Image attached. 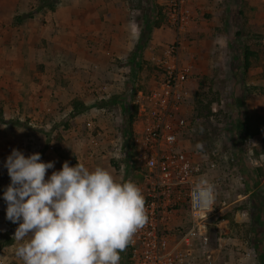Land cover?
Wrapping results in <instances>:
<instances>
[{
	"label": "rangeland",
	"instance_id": "1",
	"mask_svg": "<svg viewBox=\"0 0 264 264\" xmlns=\"http://www.w3.org/2000/svg\"><path fill=\"white\" fill-rule=\"evenodd\" d=\"M120 1L127 8V11L119 10V15L127 18L120 21L123 31L130 27L132 33L138 34L134 50L145 30L149 33L148 39L140 54L133 51V55L131 53L123 58L108 53L104 64L109 74L108 71H98L95 75H85V99H89L90 105L86 106L80 130L88 157L110 165L118 180L130 171L127 169V174L120 171L124 156L116 150L117 141L125 144L138 140L142 130L141 103L158 86L160 70L157 64L160 59L163 60L164 50L176 39L164 13L165 0ZM63 2L0 0V29L4 28L3 34H8L10 38L16 37L21 30V22L30 24L31 19L55 11ZM152 4H155L154 8ZM186 4L190 8L189 24L177 36V43L180 63L190 70L183 112L190 115L193 131L180 144L190 158L203 168L198 181L202 177L208 179L215 184L217 192L214 210L207 217L210 263L199 257L195 264H259L264 248L259 246L262 251L254 243L262 241L264 246V148L257 150L252 138L243 142V130L240 128L243 108L240 101L245 99L241 94L248 97L253 93L259 98L264 95V87L245 85L252 76L264 77V0H186ZM88 27L87 31L91 32L87 33V49L89 53L98 55L96 45L100 39L95 37L99 32L97 25L91 22ZM152 34L153 38L161 37L150 42ZM246 50L253 53L247 70L243 62ZM112 74L116 78H112ZM74 107L77 110L81 108ZM1 113L0 108V118H3ZM19 114L8 119L7 124L0 120L3 126L0 127V146L8 136L15 140L17 149H30L31 145L24 140L22 131L40 132L38 129L43 126L42 134H45V124ZM54 124L56 131H66L73 125L67 120ZM53 139H58L57 135L50 137V140ZM42 140L41 145L48 146L47 138ZM198 142L203 143V152L196 150ZM123 144L118 143V146ZM55 150V145L49 146L50 152ZM209 163L215 166L210 168ZM1 171L0 245H3L5 240H14L12 235L15 232L11 231L9 237L2 230L19 225L6 219L7 205L3 192L10 178ZM240 195L246 199L241 201ZM256 208L262 212L260 224L251 214ZM126 253V250L121 253L120 264H128Z\"/></svg>",
	"mask_w": 264,
	"mask_h": 264
},
{
	"label": "crops",
	"instance_id": "2",
	"mask_svg": "<svg viewBox=\"0 0 264 264\" xmlns=\"http://www.w3.org/2000/svg\"><path fill=\"white\" fill-rule=\"evenodd\" d=\"M154 5L152 4L153 8ZM123 9L127 11L125 4L120 0H64L55 11L34 17L30 24L27 21L21 22V30L17 32L16 37H12L13 39L8 34H3L4 28L0 29V108L3 116L0 120L7 124L8 119L20 113L46 125L45 134H42L43 126L38 129L40 132L22 131L24 140L31 148L20 149L25 156L40 153L42 162H54V167L47 170L45 179L53 172L61 170L65 161L69 166L80 162L89 169L101 166L112 172L111 166L106 162L88 157L80 130L84 121L82 118L85 116L82 106L85 108L90 105L89 99H85V75H95L98 71L107 73L108 68L104 63L108 53L126 58L135 51L134 44L136 45L138 34L134 31L132 33L130 27L123 31L120 21L127 20L119 15V10ZM91 22L97 25L99 31L95 36L100 39L96 45L98 55L89 53L87 49V33L91 32L87 30ZM26 25L30 27L27 28ZM158 37L153 38L152 34L150 42L157 41ZM149 52L148 50V57ZM112 78L116 77L112 74ZM245 85L264 87V77L252 76ZM241 96L245 99L240 101L243 108L240 128L244 130L247 123L254 146L256 149H263L264 95L261 98L253 93L248 97L243 94ZM75 98L78 100H74ZM74 105L81 108L74 110ZM62 120L73 123L72 127L66 131H56L53 128L54 123ZM101 122L103 123L102 120ZM54 135H57L58 139L50 140ZM38 137L41 140L38 141ZM44 137L47 138L46 147L41 145ZM50 145H55L54 152L49 151ZM17 147L15 140L8 136L0 146V169L7 177L9 176L4 162L12 149ZM7 183L10 184V181L7 180ZM240 198L241 201L246 199L244 195H240ZM261 213V209L257 208L251 212L259 224L262 222ZM16 229L14 225L8 226L2 233L7 232L10 237L11 231L13 233ZM8 241L10 243H7ZM254 244L259 249L264 248L262 241ZM17 246L15 240H5V243L0 245V264H23L15 255ZM260 257L264 259L263 255Z\"/></svg>",
	"mask_w": 264,
	"mask_h": 264
},
{
	"label": "clouds",
	"instance_id": "3",
	"mask_svg": "<svg viewBox=\"0 0 264 264\" xmlns=\"http://www.w3.org/2000/svg\"><path fill=\"white\" fill-rule=\"evenodd\" d=\"M195 148L203 152L204 145ZM4 167L10 177L3 192L6 219L19 225L13 239L23 264H120L121 253L148 222L139 185L104 167L65 161L45 179L54 162L15 148ZM190 195L194 207L210 209L216 186L202 177Z\"/></svg>",
	"mask_w": 264,
	"mask_h": 264
},
{
	"label": "built area",
	"instance_id": "4",
	"mask_svg": "<svg viewBox=\"0 0 264 264\" xmlns=\"http://www.w3.org/2000/svg\"><path fill=\"white\" fill-rule=\"evenodd\" d=\"M164 5L176 39L157 64L158 86L141 103L138 140L116 144L124 156L120 171H130L122 180L142 189L149 217L126 248V257L128 264H195L199 257L210 263L207 217L214 209L193 206L191 189L203 168L180 144L193 131L190 115L183 112L190 70L180 63L177 43L189 24L190 8L186 0H165Z\"/></svg>",
	"mask_w": 264,
	"mask_h": 264
},
{
	"label": "trees",
	"instance_id": "5",
	"mask_svg": "<svg viewBox=\"0 0 264 264\" xmlns=\"http://www.w3.org/2000/svg\"><path fill=\"white\" fill-rule=\"evenodd\" d=\"M53 9V7H52ZM148 32L146 33V30L142 32L141 36H140V42L138 44V46L136 47L135 53L136 54H140L143 50V46L145 41L148 39ZM144 41V42H142ZM253 56L252 52H249L248 50L245 51V53L243 54V62H244V66H245V70H247L249 68V59L250 57ZM136 65V63H135ZM112 102H114V100H111ZM74 110H76V107H73ZM87 109V107L83 108L82 111H85ZM251 133H250V128L247 127V123L245 124V128L243 130V142L246 143V141L249 140V138L251 137ZM126 136H129V134H127ZM261 200V199H260ZM260 202V201H259ZM259 205V204H258ZM7 243H10V241H8ZM259 264H264V259L262 257L259 256Z\"/></svg>",
	"mask_w": 264,
	"mask_h": 264
}]
</instances>
